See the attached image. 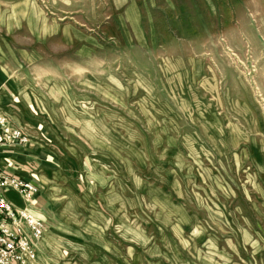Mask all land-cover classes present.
<instances>
[{"label":"rangeland","instance_id":"374dc122","mask_svg":"<svg viewBox=\"0 0 264 264\" xmlns=\"http://www.w3.org/2000/svg\"><path fill=\"white\" fill-rule=\"evenodd\" d=\"M0 38L84 167L26 264H264V0H0Z\"/></svg>","mask_w":264,"mask_h":264},{"label":"crops","instance_id":"0c3cea01","mask_svg":"<svg viewBox=\"0 0 264 264\" xmlns=\"http://www.w3.org/2000/svg\"><path fill=\"white\" fill-rule=\"evenodd\" d=\"M7 55L0 38V114L9 117L30 139L23 145H0V168L38 187L29 210L48 225L47 222L56 217L58 205L65 203L66 184L73 180L80 183L84 167L78 160L62 156L51 141L49 130L34 116L33 98L24 92V78L19 76L21 66L17 58L7 60ZM6 198L17 208L26 206L16 192H7Z\"/></svg>","mask_w":264,"mask_h":264},{"label":"built area","instance_id":"2783aa9c","mask_svg":"<svg viewBox=\"0 0 264 264\" xmlns=\"http://www.w3.org/2000/svg\"><path fill=\"white\" fill-rule=\"evenodd\" d=\"M29 137L11 119L0 114V145L25 144ZM16 192L25 203L17 208L6 198ZM39 189L34 184L10 176L0 168V264H26L34 259L47 232V225L30 212Z\"/></svg>","mask_w":264,"mask_h":264}]
</instances>
